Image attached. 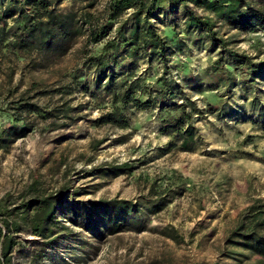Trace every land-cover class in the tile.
I'll use <instances>...</instances> for the list:
<instances>
[{"label": "trees", "instance_id": "1", "mask_svg": "<svg viewBox=\"0 0 264 264\" xmlns=\"http://www.w3.org/2000/svg\"><path fill=\"white\" fill-rule=\"evenodd\" d=\"M99 1L0 0V74L8 71L6 81L0 84V97L12 117L10 125L0 132V150L30 134L36 118L48 122L50 130L68 127L80 118L77 114L82 107H73L68 101L49 109L40 106L36 100L50 91L39 81H32L23 90L12 85L14 76L23 69L30 73L52 71L59 77L60 64L72 51L81 58L74 71L80 75H73L74 86L68 88L93 99L101 93L109 98L112 110L103 117L104 122L127 127L129 117L124 112L158 107L159 131L172 136L184 152L196 149L198 137L192 118L202 113L185 95L168 65L171 56L185 48V42L194 46L206 43L218 52L207 69L206 90L224 84L230 99V88L236 85L243 99L256 89L257 79L264 80V60L230 47L232 42L221 33L222 28L237 33L264 30V0H106L98 9ZM153 20L162 22L168 32L162 33ZM89 45L101 47L94 54ZM139 60L159 63L161 70L151 84L146 85L142 76L134 77ZM183 80L191 88H202V82L192 74ZM212 96L215 101L206 103L208 113H216L218 118L235 113V119L241 118L242 113L229 108L217 92ZM249 98L248 122L264 132V108L256 97ZM129 170L130 164L122 163L94 167L86 174L115 178ZM181 192L152 187L147 195L132 200H90L82 199L89 194L84 187L74 188L65 181L48 189L39 176L32 175L20 191L0 197V264H65V253L83 251L81 245V249L68 247L76 236L67 223L95 240L128 230L142 232L146 227L141 219L160 214ZM163 234L172 238L169 232ZM250 257L264 261L261 205L243 213L211 264H244Z\"/></svg>", "mask_w": 264, "mask_h": 264}, {"label": "rangeland", "instance_id": "2", "mask_svg": "<svg viewBox=\"0 0 264 264\" xmlns=\"http://www.w3.org/2000/svg\"><path fill=\"white\" fill-rule=\"evenodd\" d=\"M105 1L100 0L96 8L102 9ZM154 21L162 33L168 32L162 22ZM221 33L232 42L230 47L264 60V30L237 33L222 28ZM185 44L182 52L171 56L168 65L185 95L202 111L192 118L198 137L193 152L181 151L172 136L159 131L158 107L124 112L129 117L127 127L104 122L103 117L112 110L109 98L101 93L93 99L68 88L74 86L73 75H80L74 71L80 67L81 58L73 51L61 62L59 77L52 71L30 73L27 69L14 76L12 85L22 90L32 81L43 83L42 87L50 92L36 100L42 107L49 109L68 101L71 106L82 108L78 114L72 113L80 116L76 122L58 130H50L48 122L36 118V127L30 134L7 150H0V197L6 192L20 191L32 175L39 176L48 189L65 181L74 188L84 187L89 194L82 199L90 200L114 197L132 200L147 195L152 187L156 191H182L160 214L141 219L146 227L142 232L128 230L95 240L67 223L76 236L68 247L82 246L83 251L65 253V264H211L218 259L225 237L243 213L256 205L264 210V132L248 122L247 106L249 97H256L264 108V80L257 79L256 89L243 99L236 85L230 88L233 94L230 99L226 97L224 84L206 90L207 69L218 52L211 51L206 43ZM91 47L95 54L101 46L89 45L88 49ZM160 70L157 61L149 64L139 60L134 77L142 76L146 85L151 84ZM7 73L4 69V74H0V84ZM186 74L202 82V88L188 86L183 80ZM216 92L229 108L242 113L241 118L235 119V113L218 118L216 113L207 112L206 103L215 101L212 95ZM1 99L0 132L12 120ZM177 102L180 103V98ZM122 163H129L132 170L115 178L86 174L94 167ZM164 231L172 238H166ZM61 247L64 249L65 244ZM252 263L264 261L250 257L244 264Z\"/></svg>", "mask_w": 264, "mask_h": 264}]
</instances>
